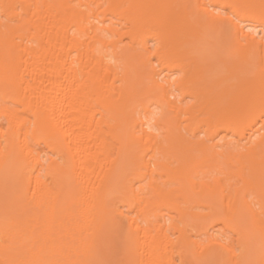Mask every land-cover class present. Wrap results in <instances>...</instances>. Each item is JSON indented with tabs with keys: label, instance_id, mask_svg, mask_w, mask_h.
<instances>
[{
	"label": "bare ground",
	"instance_id": "1",
	"mask_svg": "<svg viewBox=\"0 0 264 264\" xmlns=\"http://www.w3.org/2000/svg\"><path fill=\"white\" fill-rule=\"evenodd\" d=\"M0 264H264V0H0Z\"/></svg>",
	"mask_w": 264,
	"mask_h": 264
}]
</instances>
